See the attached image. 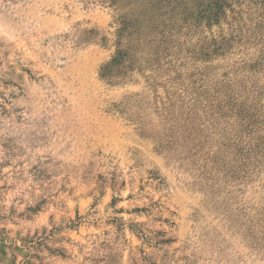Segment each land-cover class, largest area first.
Here are the masks:
<instances>
[{"label": "rangeland", "instance_id": "obj_1", "mask_svg": "<svg viewBox=\"0 0 264 264\" xmlns=\"http://www.w3.org/2000/svg\"><path fill=\"white\" fill-rule=\"evenodd\" d=\"M0 264H264V0H0Z\"/></svg>", "mask_w": 264, "mask_h": 264}, {"label": "trees", "instance_id": "obj_2", "mask_svg": "<svg viewBox=\"0 0 264 264\" xmlns=\"http://www.w3.org/2000/svg\"><path fill=\"white\" fill-rule=\"evenodd\" d=\"M116 22L118 28L116 30V49L114 55L109 62L100 68L99 72L101 79L111 83L126 80L135 69V62L130 57L131 48H128L126 43L139 30L137 22H132L126 16L119 17Z\"/></svg>", "mask_w": 264, "mask_h": 264}]
</instances>
